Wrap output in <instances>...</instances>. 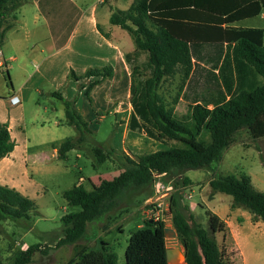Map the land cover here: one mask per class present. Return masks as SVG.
Returning <instances> with one entry per match:
<instances>
[{
	"label": "trees",
	"instance_id": "1",
	"mask_svg": "<svg viewBox=\"0 0 264 264\" xmlns=\"http://www.w3.org/2000/svg\"><path fill=\"white\" fill-rule=\"evenodd\" d=\"M22 1L0 0V45L4 32L11 28L6 16ZM262 10L264 0H133L127 10L110 15L111 24L126 30L135 45L125 55L131 69L128 129L167 148L132 159L125 156V168L110 179H102L92 191L81 184L64 191L66 204L79 207V211L62 217L63 236L56 248L80 240L89 223L117 208L127 194L150 185L156 176H169L176 181L168 211L185 264H228L215 236L227 231L226 223L205 210L206 226L189 224L193 216L183 202V193L191 182L182 175L203 167L214 171L241 130L253 139L264 138V29L231 26L257 17ZM141 54L143 62L138 60ZM139 69L147 75L137 80L134 75ZM110 74L111 68L104 67L88 69L81 75L101 78L80 87L88 100L92 88ZM70 75L75 81L80 79L72 70ZM175 75L180 79L176 100L181 98L186 106L183 114H176L158 93L161 83ZM63 105L65 122L76 135L59 145V160H66L69 151L79 150L91 134L75 102L63 100ZM202 134L208 135V142L201 140ZM14 147L8 125L0 122V160ZM93 152L99 163L106 160L100 147H94ZM208 186L210 199L217 193L225 194L231 198V208L245 210L253 222L264 224V192L254 188L247 174H215ZM36 212L32 199L0 185V222L19 223ZM99 243V249L79 251L66 264H118L110 245ZM165 250L163 224L146 220L129 237L126 264H167ZM37 252H42L40 244H32L18 252L12 264H29Z\"/></svg>",
	"mask_w": 264,
	"mask_h": 264
},
{
	"label": "rangeland",
	"instance_id": "2",
	"mask_svg": "<svg viewBox=\"0 0 264 264\" xmlns=\"http://www.w3.org/2000/svg\"><path fill=\"white\" fill-rule=\"evenodd\" d=\"M92 1L87 0V6ZM31 8V4L25 7L27 20L32 17ZM14 13L15 10H12L7 14L6 23H11ZM47 19V22H50V17ZM28 23L29 27H32L30 21ZM37 25H43V21L40 20ZM241 25L264 28V10ZM64 58V55H61L55 62L59 63ZM140 58L143 59V56ZM128 68L131 72L130 67ZM24 70L33 73L29 80L23 76ZM70 70L68 69L65 75L56 70L41 75L35 73V67L29 65L16 67L13 63L3 62L0 65V119L11 126L12 136L18 142L16 155L9 159L16 160L19 153L22 157L24 153L27 170L31 172L28 180L32 184L27 196L34 201L37 211L19 223L0 222V264H12L14 256L32 244H40L42 252L35 253L29 264H66L75 259L79 251L99 249L100 241L110 245L117 255L118 264H126L125 249L131 233L142 227L144 221L151 220L147 203L153 208H156V203L161 204L159 221L164 226L165 245L177 251L180 259L176 261L177 264H185L182 248L170 222L168 199L176 179L169 176H157L150 185L124 196L117 208L101 219L89 223L84 236L74 244L55 247L58 239L63 236L62 217L79 211V207L66 204L62 197L64 191L76 185L80 178L83 179L81 185L92 191L102 179H110L125 168V156L132 159L137 155L167 148L154 139L128 129L131 110L129 82L128 86L123 80L110 84L109 79L105 78V95L99 93L94 99L90 98L89 103L80 88L89 82L81 75L80 79L75 81L70 75ZM137 71L134 75L137 80L147 75L143 69ZM179 85L178 75L166 78L158 93L176 114H183L186 111L185 102L181 98L176 100ZM53 93H60L62 99ZM13 94L20 98V104L17 106H10L8 103L9 96ZM88 96L90 97V94ZM63 100H73L80 114L85 106L88 111L85 120L91 134L79 150L70 151L66 160H59L52 155L51 144L76 135L74 128L65 122ZM208 139L207 134H202L203 142H208ZM234 139V143L225 150L214 171L203 167L183 172L182 176L191 182L184 187L183 202L193 216L192 220H188L192 227L194 223L206 226L207 209L204 204L210 208L215 201L220 200L221 207L227 209L231 202L229 196L221 193L215 194L214 202L209 200L210 189L207 182L213 175L238 177L245 173L258 188L264 190V138L253 139L245 130H241L235 134ZM94 147H100L106 155L104 162L97 161ZM13 171H16L15 179L22 182L18 170ZM161 185L170 186L171 189L165 192L161 190ZM155 212L156 209H153L152 213ZM238 224L239 221H234L230 227L227 226L224 234L215 235L228 264H264V227L257 231H251L250 228L245 231V236L240 241L243 261V255L231 234V229H236Z\"/></svg>",
	"mask_w": 264,
	"mask_h": 264
},
{
	"label": "crops",
	"instance_id": "3",
	"mask_svg": "<svg viewBox=\"0 0 264 264\" xmlns=\"http://www.w3.org/2000/svg\"><path fill=\"white\" fill-rule=\"evenodd\" d=\"M132 1L103 0V2H99V0H93L87 6V0H23L15 10L11 28L4 32L3 42L0 45V59H2L0 65L2 62L4 64L13 63L16 67L29 65L35 67V73L41 75L52 73L54 70L59 71L61 75H65L66 71L71 69L76 77H79L88 69L110 67L111 74L107 77L108 82L111 84L123 80L128 86L130 72L125 55L134 50V41L126 30L111 24L110 15L117 10H127ZM27 4L32 5V17L28 20L25 19ZM47 17H50V22H47ZM40 20L43 21V25L38 26L37 23ZM249 20L251 18L237 21L231 26L235 28H262L241 25V23ZM29 21L32 27H29ZM61 55H64L65 58L56 63L55 59ZM141 56H143V59L140 58ZM140 57L139 62H143L144 54H141ZM24 71L23 76L29 80L33 73L30 74L26 70ZM95 79L101 78L89 77L85 78V81L91 82ZM101 81V84L95 86L90 92L91 99H94L99 93L105 95L107 82H105V79ZM81 90L83 92L84 88ZM53 95L56 97L61 96L60 93H53ZM108 102L111 103V101ZM81 115L84 119L88 115L85 106H83ZM0 122L5 123L1 119ZM7 125L10 136L15 142V147L8 156L0 160V185L14 188L27 196L28 189L32 185L28 180L31 172L27 170L24 153L23 157L19 153L16 160L13 158L10 161L9 157L11 158L17 153L18 142L12 136L11 126ZM64 141L51 144L54 157L57 158V149ZM13 169L18 170V175L23 179L22 182L15 179L16 171H13ZM82 180L80 178L77 184H81ZM251 182L256 190L264 192L263 189L258 188L252 179ZM214 197L215 195L209 200L214 202ZM219 202L220 200L215 201V204L210 208L206 204H204V207L216 214L228 227L234 221H239L236 229H231V234L243 255L240 241L245 236V231L249 228L251 231H257L262 226L264 227V224L260 221L253 222L251 215L245 210L231 208L230 202L227 209L221 207ZM191 213L193 212L191 211Z\"/></svg>",
	"mask_w": 264,
	"mask_h": 264
},
{
	"label": "built area",
	"instance_id": "4",
	"mask_svg": "<svg viewBox=\"0 0 264 264\" xmlns=\"http://www.w3.org/2000/svg\"><path fill=\"white\" fill-rule=\"evenodd\" d=\"M99 2H103V0H99ZM263 40H264V32H263ZM8 103L10 106H17L20 104V98L16 95V94H13L11 96H9L8 98ZM161 190H165V192L169 191L171 189L170 186H167V187H163L162 185L160 186ZM166 195L163 194V196ZM146 206L148 207V212L151 213V220L152 221H155V222H160V218H161V204L160 203H156V208H153L150 206V203H147ZM155 210L156 209V212L155 213H152L153 212V209Z\"/></svg>",
	"mask_w": 264,
	"mask_h": 264
},
{
	"label": "water",
	"instance_id": "5",
	"mask_svg": "<svg viewBox=\"0 0 264 264\" xmlns=\"http://www.w3.org/2000/svg\"><path fill=\"white\" fill-rule=\"evenodd\" d=\"M177 254V251L173 248L166 247L165 250V257L167 264H177L175 260V255ZM184 260V257H183Z\"/></svg>",
	"mask_w": 264,
	"mask_h": 264
},
{
	"label": "bare ground",
	"instance_id": "6",
	"mask_svg": "<svg viewBox=\"0 0 264 264\" xmlns=\"http://www.w3.org/2000/svg\"><path fill=\"white\" fill-rule=\"evenodd\" d=\"M176 257H178V254L175 255V260H176V261H180L179 257H178V258H176ZM181 261H183V260H181ZM183 262H184V261H183Z\"/></svg>",
	"mask_w": 264,
	"mask_h": 264
}]
</instances>
